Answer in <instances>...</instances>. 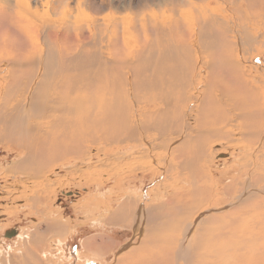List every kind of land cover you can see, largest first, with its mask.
I'll return each mask as SVG.
<instances>
[{"label":"rangeland","instance_id":"obj_1","mask_svg":"<svg viewBox=\"0 0 264 264\" xmlns=\"http://www.w3.org/2000/svg\"><path fill=\"white\" fill-rule=\"evenodd\" d=\"M18 1L21 5L15 7L14 11L21 13V7L27 3L29 14L32 15L33 30L29 33L31 37L28 52L33 55L41 47L63 41L60 37L68 40L66 44H73L80 39L91 40L93 37L99 42L101 38L106 45L111 30L117 34V46L122 42L129 43V51L146 45L148 40L155 43L154 39L158 38L162 45L187 40V43L192 44V51L198 52L199 60L204 63L202 76L206 75L208 68L211 70L216 67L217 63L214 62L219 54V50L215 52L199 45L203 44L199 31H209L212 27L211 24L202 26L201 23V17L209 13L220 18L218 20L230 28L226 37L239 41L232 52L235 51L238 56L235 57L236 61L249 71L251 79L247 77L245 81L242 79V84H235L223 75H214L216 82L212 85L218 89L215 92L217 100L218 96L224 98V93L219 91L221 88L229 92L231 97L226 95L221 102L223 106L217 108L231 112L232 115V119L229 118L226 123L227 128H224L229 133L226 140L213 134L214 129L220 125L214 121L206 123L212 118V107L203 105L202 100L206 97L205 84L209 85L210 81L206 80L208 83L203 84L196 79L191 84H186V91H189L184 99L176 100L175 97L172 100L174 105L169 111H176L173 114H176L180 124L176 130H171V121L168 119L161 134L155 129V119L152 118L154 113L150 119L139 113L142 112L139 107L146 104L151 92H140L139 97L143 95V99L140 98L142 102L138 99V102L134 100L132 85L126 82L128 95L134 98L133 106L137 109L136 112L134 110V115L138 116L137 121L141 120L145 126H149L147 130L143 129L149 138L144 136L145 140L140 141L142 143L138 141L137 144H131L118 139L110 142L108 137L103 139V134L91 130L86 134L89 147L71 152L70 148L66 151L61 144L59 147L50 146L49 162L37 174L30 170L14 169L13 165L24 156L26 150L5 147L1 142L0 262L8 251L13 253V241L18 240L17 235L28 238L32 235V238L38 237V241L43 242L32 243L33 249L27 245L26 250L22 251L28 264H137L140 261L139 254L141 256L144 253L153 257L151 264H187L186 254L182 258L178 248L167 249L164 246L172 239L183 237L193 240L190 253L192 256L197 255V258L194 262L191 259L192 264L209 260L217 264L218 245L224 251L220 253L223 254L224 264H264V132L260 138L256 136L257 128L262 129L264 122L253 123L249 112V98L237 97L242 95L241 90L245 89L244 85L247 83L264 95V0ZM3 10L0 8V18L5 17L14 25L16 14L11 8ZM12 28L9 22H0V43L12 46L14 50L17 46V34L16 28ZM145 33L147 39L144 37ZM246 36H251V42H243ZM232 45L234 46L233 43ZM5 50L0 55V81L3 80V83L7 75L5 66L9 63L7 54L10 52ZM118 50L114 52L118 53ZM181 69L182 67L178 69L179 75L187 74L185 69L182 74ZM149 71H143L142 75L144 72L148 76H151V72L156 77L164 75L159 64L155 70ZM154 75L150 78H156ZM49 87L48 99L51 95L49 93L57 91L58 86L56 84L55 87ZM173 94L178 96L177 91H173ZM237 101L241 104L243 101L242 110L238 108ZM261 103L263 107L264 101ZM157 104L159 102L155 101L154 111L162 108V105L159 107ZM75 111V114L80 112L76 108ZM172 113H168L167 117H173ZM27 119L29 122L36 120L31 116ZM249 135L253 138L245 141V136ZM199 139L204 143L201 149L203 148L205 159H202V153L196 148L197 144H201ZM253 171L258 174L255 180ZM194 193L197 196L193 197ZM123 209H129L130 213L125 220H120L123 224H108L117 222L111 220V215ZM175 225L179 227L171 231ZM13 226L18 229L16 234L5 239L1 230ZM124 226L133 227L136 234L133 236L134 233ZM162 226L170 230L165 231ZM60 227L65 231L62 239L53 232ZM49 230L52 236L46 239V233L43 232ZM81 234L83 236H78ZM85 236L93 237L91 241L85 240L83 243L86 250L94 251L103 239L111 244L109 251L100 258H96L97 255L88 256L90 253L81 249V239ZM131 237L134 238L132 243L121 245ZM137 238L141 239L140 243ZM203 240H208L210 245L199 246ZM137 246H140L139 253L129 250ZM202 252L207 254H201ZM157 253L160 259L157 258Z\"/></svg>","mask_w":264,"mask_h":264},{"label":"bare ground","instance_id":"obj_2","mask_svg":"<svg viewBox=\"0 0 264 264\" xmlns=\"http://www.w3.org/2000/svg\"><path fill=\"white\" fill-rule=\"evenodd\" d=\"M18 2V0H0V8L4 9L3 11H7V8H11V11L16 14L13 19L14 25L5 17L0 18L3 19V21L0 20L1 23L5 20L6 24L9 22L13 28H16L15 32L17 34V46L14 50L12 46H3L0 43V55L5 49L7 51L10 50L7 54L9 63L5 66L7 68L5 72L7 75L4 79L5 83H3V80L0 81V143L2 142L5 147L12 146L13 148L19 147V149L22 148L26 150L24 156L22 155L23 157L18 159L13 165L14 169H21L22 171L30 170L33 173H40L45 167V164L49 162L48 158L50 157L48 153H50V146L56 147L61 144L60 146L66 151L70 148L71 152L81 147H89L86 143V134L90 133L91 130L103 134V139L104 137H108L110 142L118 139L130 142L131 144H137L138 141L142 143L140 141L145 140V138L143 139L144 136L148 139L147 132L144 130H147L149 126L147 124L145 126L141 120L137 121L138 116L136 117V115H134V98L132 97V99L129 97L125 87L126 82L132 85L133 96H135L134 100L138 102L140 98L143 99V95L139 97L140 92H151L149 99L144 97L147 101H145V99L143 100L146 104L144 103L145 105L142 104V106L139 107L141 109L140 111H142L139 113L148 116L147 118L149 119L154 113L152 118L155 119V129L161 134L162 129H165V124L168 122V119L171 121H169L171 130H176V127L180 124L179 119H176V114H173L176 113V111L172 113L169 110L171 106L174 105L172 104V100L175 97L176 100H181L187 96L189 90L186 91V84H191L196 79L198 81L201 80L200 83L203 84L204 82L210 81L209 85L205 84L206 97L202 100L204 101V103H202L203 105L207 107L211 105L212 107V118L208 120L209 122L206 121V123H213L214 121L215 124L220 125L218 128L214 129L213 133L217 135L218 138L226 140V137L229 136L228 131L224 130V128L227 126L226 123L229 121V118L232 119L231 112L229 113L224 109L223 111L217 110V108L218 106H223L221 102H223L222 100L226 95L229 98L231 97L229 92H225L226 90L224 91L221 88L219 91L221 94L222 92L224 93V98L218 96L217 100L215 92L218 89L213 88L212 85L216 82V77H214V75L220 74L234 83H241L242 79H244V81L247 77L251 79V74L249 75V71L245 70L236 61L235 57L238 56L235 51L232 52V49L233 47L236 48V43L238 44L239 41L235 38L226 37V33L230 28L223 24L222 21L218 20L220 18L217 19V17L209 13L201 17L202 26L205 24V26H209L211 24L212 27L211 30H209L210 33L207 30L199 31V38L203 41V44L200 43L199 45L205 46L207 50H209V48L211 51L214 50L215 52L219 50L218 58L214 62V64L217 63L215 64L216 70H213L215 68L211 70L208 68L205 71L206 75L202 76L201 70L203 69L202 66L204 63H201L199 60L198 52L192 51V44L187 43V40L182 39L181 41L179 40V43H177V41L169 45H162V42L158 38L154 39L156 40L155 43L154 41L151 42L152 40H148L146 45H141L140 48L136 47L132 51H129V43L125 44V42H122L123 44L117 46V34L113 31L111 32V30H109L108 39L106 38V45H104V40L101 38L99 42L98 39L94 40L93 37L91 40L82 41L80 39L77 42L75 40L73 44H66L68 40L65 37H60L63 41L54 43L52 46L48 45L46 47H41L33 55L28 52L31 37L29 33L33 30V25L31 24L32 15L29 14V5L27 3H25L26 7L20 6L23 9L21 13L14 11L15 7H19L20 3L18 4ZM155 28L157 29V27ZM232 33L233 32H231V34ZM69 36H71V34ZM144 37L145 39L148 38L146 33ZM199 38L198 41L200 42ZM243 42H251V36L244 37ZM115 50H118V53H115ZM181 50L183 52H181ZM0 59L2 60V58ZM157 64H159V69L162 70L163 74L168 75L167 77L164 75L156 77L153 72H151V76L154 75L156 78H150L151 76H148L149 74L145 75L147 70H155ZM181 67L182 69L180 72L183 74L185 69L188 75L185 73L184 75H179L178 69ZM143 71H145L144 75H142ZM56 84L58 86L56 89L57 91L53 93L50 92L49 94L51 95L48 99L47 93L51 89L49 86L54 85L55 87ZM244 86L245 89L241 90L242 95L237 97L249 98V105L251 107L249 112L253 123L264 122V105L262 107L261 103V101H264V95L259 94L255 86L253 88L249 87V83ZM129 87L131 88V86ZM173 91H177L178 96H175ZM243 92H245V95ZM155 101L159 102V104H157L159 107L162 105V108L160 110L158 109V111H154L155 109H153ZM140 102L142 101L140 100ZM242 104L237 101L238 108L241 109V107H243ZM75 108L80 111L78 114H75L77 113ZM168 113H172L173 117H167ZM29 116L35 117L36 120H30L29 122L27 119ZM145 123H147V120ZM257 129L258 133L256 136L260 138L264 132V125H262V129L259 127ZM252 138L253 137H250V135L245 136V141H250ZM200 140L201 139H199L198 142L201 144H197L196 148L197 151L202 153V159H205L203 158V148L201 149L204 143L202 144ZM35 148L38 149L35 150ZM66 151H63V153ZM253 173V179L255 180L258 178V174H256L255 171H253ZM193 195V197L197 196L195 193ZM128 202L130 203L131 201ZM140 213L139 215L141 216ZM128 215H130L129 209H123L111 215V220L120 221ZM131 216L133 218V213ZM166 221H168V219H166ZM177 227L179 226H173L171 231ZM162 229L165 231L170 230L166 226H162ZM171 233L173 234V232H170V234ZM101 242L108 247L111 246L106 240L102 239L100 240V243ZM168 242L167 245L164 244L165 248H175V250L178 248L182 258H185L187 255V264H192L191 259L193 261L197 258V255L192 256L190 253V247L193 244L192 239L183 237L178 240L172 239ZM159 243L161 244V242ZM85 244L87 247L88 242ZM196 245L197 244H195V246ZM201 245L209 246L210 244L208 240H203V242L199 243V246ZM138 248L140 249V246L130 248L129 250L138 251L139 253L140 251ZM218 249L219 258L217 264H224L223 254L220 255V253H224V251L220 245H218ZM252 253L256 254L254 251ZM144 254L141 256L139 254L140 261H137V264H148L147 262L151 264L150 261H154L153 257L151 258ZM201 254L207 253L202 252ZM156 256L160 259L158 253ZM161 258H163V255ZM206 262L207 264H214L212 260L204 261V263L201 264H206ZM184 264H186V262Z\"/></svg>","mask_w":264,"mask_h":264},{"label":"crops","instance_id":"obj_3","mask_svg":"<svg viewBox=\"0 0 264 264\" xmlns=\"http://www.w3.org/2000/svg\"><path fill=\"white\" fill-rule=\"evenodd\" d=\"M108 224H110V225H112V226H120V225H122L123 223L122 222H120V221H112V222H108ZM126 229H128L130 232H133L134 234H133V236L136 234V232L134 231V229H133V227H131V226H124ZM10 229H16V231L18 230L17 229V227L16 226H13L12 228H9V229H2L1 231H2V235L4 236V238L5 239H9V237H7L6 236V233L8 232V230H10ZM53 232L56 234V235H58L59 237H60V239H62L63 237H64V235H65V231H64V229L63 228H57V229H55V230H53ZM138 232H139V234H140V232L141 231H139V229H138ZM37 232H33V234H36ZM43 233H46L45 234V238L47 239V238H49V236H52L51 235V233H50V230L48 231V232H43ZM16 234V233H15ZM14 234V235H15ZM99 235H101V236H103L104 237V235H102V234H99ZM141 235H142V232H141ZM141 235H139V236H141ZM138 236V237H139ZM13 237V236H12ZM26 236H20V235H17L16 236V238L18 239V240H16V239H14V241H13V243H14V245H13V247H12V251H13V253L11 254L9 251L7 252V255H6V257L3 259V261L2 262H0V264H9V262H10V264H28V263H26L27 262V260L24 258V255H23V253H22V251H25L26 250V246L28 245L29 247H31V244L32 243H39V242H43V240L42 241H38V237H36L35 239L34 238H32V235L30 236V238H28V237H26ZM92 238L93 237H88V236H85V237H83L82 239H81V249L84 251V252H86V253H90V255H88V256H90V257H94V255L96 256V258H100V257H103L104 256V254H105V252L106 251H109V247H107L106 245H104V243L103 242H101L99 245H98V247H96L95 249H94V251H91V250H86L84 247H83V243L85 242V240H89V241H91L92 240ZM5 239H2L3 241H5ZM137 239H139V238H137ZM133 240H134V238H130L129 240H127V241H125V242H123L121 245H123V244H130V242L132 243L133 242ZM141 242V239H139V241H138V243H140ZM5 243V242H4ZM116 243H118V242H116ZM24 245V246H23ZM32 248V247H31ZM10 249V248H9ZM33 249V248H32ZM93 252H94V254H93ZM0 253H1V250H0ZM33 253H35V250H34V252ZM7 261V262H6ZM30 264H38L37 262H33V263H30Z\"/></svg>","mask_w":264,"mask_h":264},{"label":"water","instance_id":"obj_4","mask_svg":"<svg viewBox=\"0 0 264 264\" xmlns=\"http://www.w3.org/2000/svg\"><path fill=\"white\" fill-rule=\"evenodd\" d=\"M221 155L223 156V154H221ZM16 232H17L16 229H10V230H8V232L6 233V236H7V237H11V236H13Z\"/></svg>","mask_w":264,"mask_h":264},{"label":"trees","instance_id":"obj_5","mask_svg":"<svg viewBox=\"0 0 264 264\" xmlns=\"http://www.w3.org/2000/svg\"><path fill=\"white\" fill-rule=\"evenodd\" d=\"M80 232H82V231H80ZM79 234H80V233H79ZM78 236H80V237H81V236H83V234H81V235H78Z\"/></svg>","mask_w":264,"mask_h":264}]
</instances>
